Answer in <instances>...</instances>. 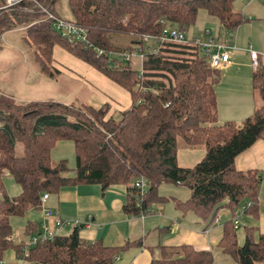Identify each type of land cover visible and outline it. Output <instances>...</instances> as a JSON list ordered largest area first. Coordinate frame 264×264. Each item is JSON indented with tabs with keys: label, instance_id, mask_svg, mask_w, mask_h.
Masks as SVG:
<instances>
[{
	"label": "trees",
	"instance_id": "1",
	"mask_svg": "<svg viewBox=\"0 0 264 264\" xmlns=\"http://www.w3.org/2000/svg\"><path fill=\"white\" fill-rule=\"evenodd\" d=\"M35 1L84 29L88 45L60 37L30 3L0 12V36L14 29L21 32L20 39L33 47L34 63L47 78L58 74L51 64L54 51H61L126 93L129 106L113 118L107 104L93 108L53 100L17 103L0 94V260L7 250L22 256L23 242L11 241V218L40 210L42 195L78 185H97L101 191L123 187L122 212L130 217L148 215L152 206L171 200L174 210L203 231L222 208L232 217L238 209L256 214L260 176L236 170L234 160L264 135V64L257 59L250 74L256 100L251 114L239 125L217 123L214 87L219 70L209 68L193 38L184 45L141 41L142 36L157 37L164 28L184 34L199 11L214 19L229 39L248 21L233 11L239 0H65L68 18L59 14L61 0ZM122 53L142 56L140 73L131 70V59L118 57ZM58 142L71 143L73 168L63 160L51 163L49 153ZM179 147H201L203 157L191 168H180ZM4 174L18 186V195H6ZM138 179L148 184L142 195L133 187ZM161 186H181L188 197L169 199ZM253 231L245 227L239 245L231 219L222 224L217 247L234 264H264V234L254 239ZM36 232L35 224L25 222L24 236ZM79 232L75 226L69 234L28 248L25 261L113 264L121 250L141 247V241L106 247L81 239ZM159 248V258L149 264H212L209 251L186 245Z\"/></svg>",
	"mask_w": 264,
	"mask_h": 264
},
{
	"label": "crops",
	"instance_id": "2",
	"mask_svg": "<svg viewBox=\"0 0 264 264\" xmlns=\"http://www.w3.org/2000/svg\"><path fill=\"white\" fill-rule=\"evenodd\" d=\"M233 11L242 14L248 21L232 32V38L228 41L232 47L229 60L222 69H219V81L214 87V95L217 123L231 121L239 125L251 114L256 104L250 87V74L253 69L250 66L247 49L255 52L258 61L264 64V0H239L234 3ZM210 36L218 41L228 40L226 32L218 27ZM54 55L56 62L67 64L70 69L81 64L61 51L55 50ZM69 63H72V66ZM84 68V74L87 75L85 80L94 85L92 77L98 78L96 73L87 66ZM73 71L77 73L76 70ZM224 80L227 81L226 88L216 89ZM1 92L4 93V90ZM120 93L121 107L115 106L116 110L111 108V115H116L115 118L129 106L127 94L122 91ZM4 94L8 95L6 92ZM95 100L100 102L96 97ZM203 154L201 147L192 149L179 147L176 153L177 165L180 168H191L200 161ZM234 166L238 171H255L260 176L256 214L246 215L242 213V209H238L234 213L235 217H232L227 209L222 208L217 211L212 224L204 231L193 226L194 222L190 217L183 218L174 210L171 200L155 205L158 210L161 209V215L150 213L138 217L126 216L122 212L125 192L121 186H111L104 191L97 185L65 188L57 194L46 195L43 207L37 211H28L23 218L38 227L42 223L52 225L55 219L75 222L80 227L81 239L88 242L99 241L106 247H121L127 242L141 241V247L129 246L121 250L113 264H149L152 259L159 258V247L181 245L189 246L195 251L211 252L212 264H232L217 247L223 223L233 219L236 240L238 232L241 233L243 240L245 227L254 229V239L258 234H264V135L235 158ZM167 193L162 195L169 199L184 200L188 197V191L181 186L169 187ZM43 208L51 212V218L44 216ZM22 235L24 236L23 232ZM11 241L13 244L23 242H14L12 237ZM0 264L28 263L19 260L13 250H7L3 253Z\"/></svg>",
	"mask_w": 264,
	"mask_h": 264
},
{
	"label": "rangeland",
	"instance_id": "3",
	"mask_svg": "<svg viewBox=\"0 0 264 264\" xmlns=\"http://www.w3.org/2000/svg\"><path fill=\"white\" fill-rule=\"evenodd\" d=\"M60 3L62 6L61 8L59 6L60 16L68 18L65 0H61ZM216 29L217 23L215 20L208 17L204 12L199 11L195 23L189 27L184 35L187 38L193 37L203 40L205 39L206 31L213 35ZM20 38L21 32L15 31V29L0 36V90H4V93L8 94L6 95L0 91L1 95H11L10 97L17 103L53 100L63 104L87 105L93 108L107 104L110 108V113L111 108L116 110L115 106L121 107V104L119 105L122 100L120 97L121 91L117 93L116 90L119 89L107 83L98 74H96L98 78L92 77L94 78V85L86 81L87 75L86 73L84 74L85 65L82 63V65H74V68L71 67L70 69L67 64L56 62L55 55L57 56L58 54L55 53V55L53 54L51 66L58 74L53 78H47L41 74L38 70L39 66L34 63L33 47L26 46ZM69 64L72 66V63ZM130 68L136 73H140V61L137 57L131 58ZM72 69L76 70L77 73H74ZM225 86H227V81L224 80L221 81L216 89L221 90L226 88ZM95 97L100 102L95 100ZM49 156L53 164L63 160L69 169L74 167V154L70 142L56 143L51 148ZM2 187L9 197H14L19 193L18 186L7 175L2 178ZM160 191L163 195H167L168 186H161ZM160 210L154 205L150 213L161 215L160 212L162 211ZM25 220L23 217L10 219L11 237L14 242L23 241V243H26L28 241V237L24 239L22 235ZM71 228L72 225L69 228L62 229L60 232L63 235L69 234ZM241 241V233L238 232L237 242L240 244ZM231 263L234 264L233 262Z\"/></svg>",
	"mask_w": 264,
	"mask_h": 264
},
{
	"label": "built area",
	"instance_id": "4",
	"mask_svg": "<svg viewBox=\"0 0 264 264\" xmlns=\"http://www.w3.org/2000/svg\"><path fill=\"white\" fill-rule=\"evenodd\" d=\"M23 3H30L38 13L42 14V20L50 21L51 28L56 31L60 37L65 38L67 41L76 40L82 45H88L86 41V32L80 27L74 26L70 21L63 20L54 16L47 7L40 6L35 0H0V12L14 10ZM232 36H229L231 39ZM228 40L218 41L209 36V32H205V39H191L192 43L197 46L198 53L201 57L205 58L209 68L212 69H222L229 60V52L232 47L229 45ZM188 38L181 32L175 29L164 28L157 37L142 36L141 41L144 43L150 42L151 44L158 45L161 43H172L178 45H184L188 42ZM155 51L153 50V53ZM100 51L97 52L99 54ZM247 53L250 59V66L254 70L256 68L257 54L253 52L250 48L247 49ZM122 61H129L133 57H137L139 60L142 59L140 54H129L122 53L118 55ZM133 187L138 191L139 195H142L147 190L148 184L143 179H138L133 182ZM46 195L40 197V208L43 207ZM44 209V208H43ZM43 213L46 218H51V212L44 209ZM75 227L77 224L75 222H70L66 220L55 219L52 225L47 223H42L37 228L36 234L28 237V241L24 244L22 248V256L18 259L25 261L27 257L28 248L34 247L37 244L50 241L62 229Z\"/></svg>",
	"mask_w": 264,
	"mask_h": 264
}]
</instances>
